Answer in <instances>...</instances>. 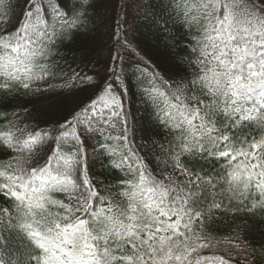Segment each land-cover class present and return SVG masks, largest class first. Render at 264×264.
I'll return each mask as SVG.
<instances>
[{
	"label": "snow or ice",
	"instance_id": "6c2138e0",
	"mask_svg": "<svg viewBox=\"0 0 264 264\" xmlns=\"http://www.w3.org/2000/svg\"><path fill=\"white\" fill-rule=\"evenodd\" d=\"M129 6L0 0V264H264V0Z\"/></svg>",
	"mask_w": 264,
	"mask_h": 264
},
{
	"label": "trees",
	"instance_id": "16d2710c",
	"mask_svg": "<svg viewBox=\"0 0 264 264\" xmlns=\"http://www.w3.org/2000/svg\"><path fill=\"white\" fill-rule=\"evenodd\" d=\"M119 3H124V0H119ZM131 3V0H130ZM101 14L104 12V7L102 6L100 9ZM154 30L150 29V26L146 20L143 19V13L141 12L140 17H136L135 20L128 32V38L133 40L134 42L139 43L140 47L152 55L156 59H162L161 57V38L159 35L153 34ZM100 43H104L101 41ZM106 54V52H105ZM166 66V64H165ZM99 69V65L97 66ZM138 106V105H137Z\"/></svg>",
	"mask_w": 264,
	"mask_h": 264
},
{
	"label": "rangeland",
	"instance_id": "374dc122",
	"mask_svg": "<svg viewBox=\"0 0 264 264\" xmlns=\"http://www.w3.org/2000/svg\"><path fill=\"white\" fill-rule=\"evenodd\" d=\"M127 11L130 13L129 16H128V27H129V30L135 20V17H136V13H137V9L135 7H132L131 6V3H130V6L129 8L127 9Z\"/></svg>",
	"mask_w": 264,
	"mask_h": 264
}]
</instances>
